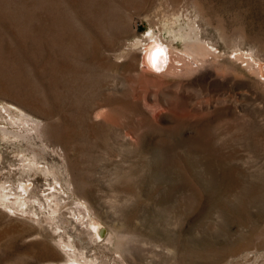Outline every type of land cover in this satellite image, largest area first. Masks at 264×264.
<instances>
[{"label":"rangeland","instance_id":"374dc122","mask_svg":"<svg viewBox=\"0 0 264 264\" xmlns=\"http://www.w3.org/2000/svg\"><path fill=\"white\" fill-rule=\"evenodd\" d=\"M195 35L216 77L143 70ZM257 65L264 0H0V264H264Z\"/></svg>","mask_w":264,"mask_h":264},{"label":"bare ground","instance_id":"6f19581e","mask_svg":"<svg viewBox=\"0 0 264 264\" xmlns=\"http://www.w3.org/2000/svg\"><path fill=\"white\" fill-rule=\"evenodd\" d=\"M148 36H147L148 41H145V43L141 46L142 48V50L140 51L141 55H139V60L141 61L142 68L144 71L155 72L161 75L167 74V75H172L175 77L177 76L179 77L183 75L190 76V77L192 75H197V76H200L201 79H212V77H216L214 73L210 71L211 66H213L214 64V61L212 59L215 57L214 56L210 57L211 56L209 55L211 53L210 49L204 45V43L200 40L198 35L186 36V38L184 37L186 47H185V50L182 52H177L173 50L170 45L163 43L160 37L158 36H155L152 38H149L150 36L149 37ZM139 44L140 43L137 42L135 46L136 45L138 46ZM237 58H242V55H237ZM257 68H258L257 69L258 74L263 76L264 71L262 70V68L259 65H257ZM8 123L11 126H15V128H17L16 126H20V128L22 127L25 129H30L38 135H40L41 133L42 125H40L38 122L33 120L31 117H28L27 115L21 118L19 117L17 120H15L14 118H11L9 119ZM14 131L15 130L10 131L9 128L5 126H0V134L3 136L4 139H8L10 137H13L14 135L16 137H19L18 133L15 134ZM37 168L38 167L36 165V162H33L32 165L30 164L28 167H26V169L29 172H33L34 170H37ZM21 187L23 188L25 193L29 192V185L28 186L21 185ZM1 197H2V200H6L4 196H1ZM54 210L55 209H53V211ZM85 228L87 229V227ZM90 228H91L90 234L92 233V235L96 238L101 239L105 235V229L96 221H93L90 223ZM113 240L114 238L111 235L104 238V241L108 245H113ZM59 246L63 248V251L65 252L64 254H67V257H68L67 264H76V261L74 259L75 256L73 255L74 253L72 254L71 244L62 241Z\"/></svg>","mask_w":264,"mask_h":264}]
</instances>
